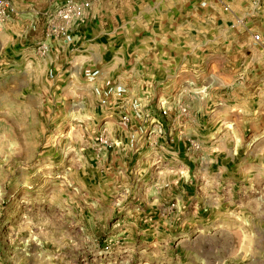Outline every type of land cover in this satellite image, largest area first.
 Returning <instances> with one entry per match:
<instances>
[{
    "label": "rangeland",
    "instance_id": "rangeland-1",
    "mask_svg": "<svg viewBox=\"0 0 264 264\" xmlns=\"http://www.w3.org/2000/svg\"><path fill=\"white\" fill-rule=\"evenodd\" d=\"M95 1L0 0V264H264V0H203L197 71L128 106L145 36L78 33Z\"/></svg>",
    "mask_w": 264,
    "mask_h": 264
},
{
    "label": "crops",
    "instance_id": "crops-1",
    "mask_svg": "<svg viewBox=\"0 0 264 264\" xmlns=\"http://www.w3.org/2000/svg\"><path fill=\"white\" fill-rule=\"evenodd\" d=\"M87 1L78 0V3L84 6ZM98 2L96 0L89 3L90 10L86 9L84 13L74 16L72 22L78 24V28L75 29L78 33H89L91 37H95L96 34L110 37L119 32L127 38L145 36L144 41L136 46L137 49H133L135 53L133 55L137 58L133 65L120 69L125 74L121 77L125 81L117 83L126 88L123 100L125 106L137 97L131 94V89H127L131 84L133 87H154L155 83L156 86L162 85L170 78L167 72L172 69L178 71L183 68V64L187 66L190 64L191 70L197 71L195 50L189 51L187 47L182 49L180 43L186 36H190V32H203V0H179L180 4L177 5L175 2H168L164 4L167 10L163 12L159 3L153 0H105L104 4ZM182 9H185L187 18H178L180 15L183 16ZM172 10L179 14L173 15ZM30 19L33 24L34 18ZM163 43H166V49H159L158 45Z\"/></svg>",
    "mask_w": 264,
    "mask_h": 264
},
{
    "label": "built area",
    "instance_id": "built-area-1",
    "mask_svg": "<svg viewBox=\"0 0 264 264\" xmlns=\"http://www.w3.org/2000/svg\"><path fill=\"white\" fill-rule=\"evenodd\" d=\"M229 6L228 5H226L225 6V10H229ZM63 16H62V18H61V20H63V22H67L68 20H70L71 18V16H72V11H70V10H65V12H63V14H62ZM260 36L258 35V36H256V40H260ZM96 74H97V72H93V71H89V72H87V78L89 79V80H93L94 79V77L96 76ZM128 119H127V117H125L124 118V121L126 122Z\"/></svg>",
    "mask_w": 264,
    "mask_h": 264
}]
</instances>
